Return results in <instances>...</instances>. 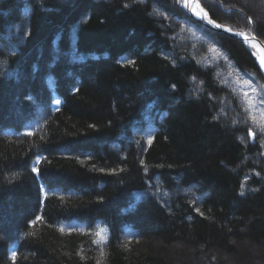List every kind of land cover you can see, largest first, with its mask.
Returning a JSON list of instances; mask_svg holds the SVG:
<instances>
[{"label": "trees", "instance_id": "trees-1", "mask_svg": "<svg viewBox=\"0 0 264 264\" xmlns=\"http://www.w3.org/2000/svg\"><path fill=\"white\" fill-rule=\"evenodd\" d=\"M252 1L200 0L264 43V0ZM217 255L264 263L251 49L178 0H0V264Z\"/></svg>", "mask_w": 264, "mask_h": 264}, {"label": "rangeland", "instance_id": "rangeland-1", "mask_svg": "<svg viewBox=\"0 0 264 264\" xmlns=\"http://www.w3.org/2000/svg\"><path fill=\"white\" fill-rule=\"evenodd\" d=\"M237 2L244 4L248 9H253V7L255 8H259L260 4L259 3H254L252 0H236ZM179 2V0H178ZM157 4L154 3L153 7L156 8ZM224 118H227L226 115H222ZM190 193H193V191L190 190ZM240 251L242 252V254H249L251 256H256L259 257L261 254V249L260 247L256 248L253 246L248 245L247 243H243L240 245ZM221 260H224V257L221 255H217L215 257H211V258H206V257H202L201 261L198 262L197 264H220ZM235 261V260H234ZM232 260H227V264H238L237 262H234ZM185 264V263H183ZM254 264H264L263 262L261 263H257L255 262Z\"/></svg>", "mask_w": 264, "mask_h": 264}, {"label": "water", "instance_id": "water-1", "mask_svg": "<svg viewBox=\"0 0 264 264\" xmlns=\"http://www.w3.org/2000/svg\"><path fill=\"white\" fill-rule=\"evenodd\" d=\"M193 18H195L197 21L203 23L204 25L216 30V31H219L223 34H226L228 36H231V37H234V38H237V39H240V40H243L244 42H249V41H257L261 48L263 49L264 51V44L263 42H261L253 33H246V32H237V31H232L226 27H223L221 25H219L218 23H216L215 21L211 20V19H207V18H199V17H196L194 16L193 14L189 13Z\"/></svg>", "mask_w": 264, "mask_h": 264}, {"label": "bare ground", "instance_id": "bare-ground-1", "mask_svg": "<svg viewBox=\"0 0 264 264\" xmlns=\"http://www.w3.org/2000/svg\"><path fill=\"white\" fill-rule=\"evenodd\" d=\"M189 3V9L190 11L196 15V16H202L205 15V12L203 11L202 7L196 0H187ZM250 47L253 49L255 55L257 56V59L259 61L260 66L264 70V52L261 46L256 41H251L248 43Z\"/></svg>", "mask_w": 264, "mask_h": 264}, {"label": "snow or ice", "instance_id": "snow-or-ice-1", "mask_svg": "<svg viewBox=\"0 0 264 264\" xmlns=\"http://www.w3.org/2000/svg\"><path fill=\"white\" fill-rule=\"evenodd\" d=\"M13 258H15V257H13Z\"/></svg>", "mask_w": 264, "mask_h": 264}]
</instances>
